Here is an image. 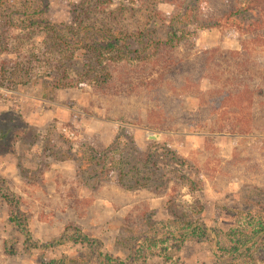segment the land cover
Wrapping results in <instances>:
<instances>
[{
  "label": "rangeland",
  "instance_id": "rangeland-1",
  "mask_svg": "<svg viewBox=\"0 0 264 264\" xmlns=\"http://www.w3.org/2000/svg\"><path fill=\"white\" fill-rule=\"evenodd\" d=\"M83 2L49 0L47 16L77 31L74 10ZM159 9L170 15L174 6L162 1ZM10 11L22 6L0 9V264H61L79 255L90 264H264V132L219 133L183 116L196 102L181 86L180 94L157 92L168 97L152 112L144 89L55 88L48 84L55 78L77 77L80 51L72 59L70 50L52 51L40 28L7 25ZM238 36L229 25L190 41L200 51L235 48ZM172 112L177 122L168 120ZM12 194L34 239L77 237V227L100 241L101 256L92 259L74 237L26 249L9 218Z\"/></svg>",
  "mask_w": 264,
  "mask_h": 264
},
{
  "label": "trees",
  "instance_id": "trees-1",
  "mask_svg": "<svg viewBox=\"0 0 264 264\" xmlns=\"http://www.w3.org/2000/svg\"><path fill=\"white\" fill-rule=\"evenodd\" d=\"M162 1L174 6L173 13L164 15L159 9ZM113 4L114 0H84L80 9L74 10L78 30L67 32L63 31L64 24L48 18L49 0H0V9L22 6V11H10L7 25L40 28L52 51L70 50L71 59L76 50L80 51L84 62H80L77 77L63 74L64 69L63 75L48 83L55 88L93 82L103 91L112 88L116 93L123 86H127L126 94L144 89L155 105L148 108L152 112L168 97L157 92L175 90L180 94L175 88L181 86L196 102L190 109L182 107L183 116L219 133L264 132V0H125ZM17 13L21 14L18 24L14 21ZM229 25L239 33L238 47L214 46L200 51L190 41V36L201 30ZM188 41L190 47L181 54L180 48ZM245 99L250 103L244 105ZM167 117L178 121L173 112ZM159 127L170 128L165 123ZM173 156L179 163L185 162L175 150ZM8 198L10 221L24 236L26 249H48L74 237L65 232L50 241H37L29 229L30 216L20 207L19 199L13 194ZM202 227L209 229L205 224ZM74 230L78 233L74 238L91 249L92 259L101 256L98 239L77 227ZM61 264L90 261L79 255L63 257Z\"/></svg>",
  "mask_w": 264,
  "mask_h": 264
},
{
  "label": "built area",
  "instance_id": "built-area-1",
  "mask_svg": "<svg viewBox=\"0 0 264 264\" xmlns=\"http://www.w3.org/2000/svg\"><path fill=\"white\" fill-rule=\"evenodd\" d=\"M62 130L64 133H66L68 136L73 137L75 136V131L69 129L68 127H62Z\"/></svg>",
  "mask_w": 264,
  "mask_h": 264
},
{
  "label": "water",
  "instance_id": "water-1",
  "mask_svg": "<svg viewBox=\"0 0 264 264\" xmlns=\"http://www.w3.org/2000/svg\"><path fill=\"white\" fill-rule=\"evenodd\" d=\"M152 138H156V136L155 135H150Z\"/></svg>",
  "mask_w": 264,
  "mask_h": 264
}]
</instances>
